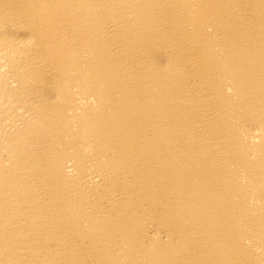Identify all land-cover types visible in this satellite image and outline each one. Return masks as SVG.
<instances>
[{"label":"bare ground","instance_id":"bare-ground-1","mask_svg":"<svg viewBox=\"0 0 264 264\" xmlns=\"http://www.w3.org/2000/svg\"><path fill=\"white\" fill-rule=\"evenodd\" d=\"M0 264H264V0H0Z\"/></svg>","mask_w":264,"mask_h":264}]
</instances>
